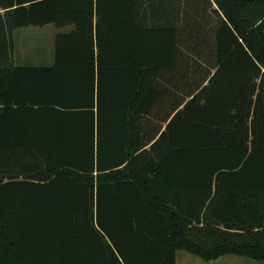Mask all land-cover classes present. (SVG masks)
<instances>
[{"label":"trees","instance_id":"1","mask_svg":"<svg viewBox=\"0 0 264 264\" xmlns=\"http://www.w3.org/2000/svg\"><path fill=\"white\" fill-rule=\"evenodd\" d=\"M178 249L264 262V0H0V264Z\"/></svg>","mask_w":264,"mask_h":264},{"label":"rangeland","instance_id":"2","mask_svg":"<svg viewBox=\"0 0 264 264\" xmlns=\"http://www.w3.org/2000/svg\"><path fill=\"white\" fill-rule=\"evenodd\" d=\"M58 30L53 24L43 27H26L16 30L17 36L12 39V60L24 65H49L53 62V40ZM14 52V53H13ZM177 264H264L244 256L223 255L216 259L204 261L185 250H178Z\"/></svg>","mask_w":264,"mask_h":264},{"label":"crops","instance_id":"3","mask_svg":"<svg viewBox=\"0 0 264 264\" xmlns=\"http://www.w3.org/2000/svg\"><path fill=\"white\" fill-rule=\"evenodd\" d=\"M1 14H2V12H1ZM29 27H31V26H29ZM26 28V27H25ZM18 29V28H17ZM17 29H15V30H13V33H12V39H13V43H14V38L17 36V34H16V30ZM14 53V52H13ZM53 63V62H52ZM12 65L13 66H22V65H24V64H20V61H14V60H12ZM49 65H51V64H49ZM44 66H48V65H44ZM178 250H182V249H178ZM178 250H176V252H175V257H177V251ZM226 255H228V254H226ZM230 255H232V254H230ZM223 256V255H222ZM237 256V255H236ZM177 264V263H176Z\"/></svg>","mask_w":264,"mask_h":264}]
</instances>
